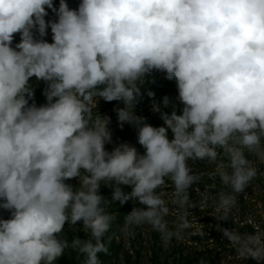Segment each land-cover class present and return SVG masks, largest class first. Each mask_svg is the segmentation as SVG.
Here are the masks:
<instances>
[{
	"label": "clouds",
	"instance_id": "9594fccd",
	"mask_svg": "<svg viewBox=\"0 0 264 264\" xmlns=\"http://www.w3.org/2000/svg\"><path fill=\"white\" fill-rule=\"evenodd\" d=\"M153 70L175 79L183 105L168 114L154 103L160 127L134 111ZM38 81L47 83L41 106L29 103ZM98 99L123 102L118 121L137 128L143 154L127 143L106 151L110 118L98 114ZM249 156L264 164V0H81L76 9L0 0V207L10 213L0 220V264H56L69 248L83 264H102L115 201L136 202L125 231L146 224L165 244L183 239L190 189L205 175L196 161L213 165L209 177L227 189L214 217L233 222L238 194L258 173ZM166 181L170 201L157 191ZM77 222L88 238L69 241L65 224ZM248 223L251 232L216 228L241 261L264 264V224Z\"/></svg>",
	"mask_w": 264,
	"mask_h": 264
},
{
	"label": "rangeland",
	"instance_id": "374dc122",
	"mask_svg": "<svg viewBox=\"0 0 264 264\" xmlns=\"http://www.w3.org/2000/svg\"><path fill=\"white\" fill-rule=\"evenodd\" d=\"M69 8L76 9L81 0H66ZM53 5L59 7V0H53ZM48 16L46 21L55 20L56 15L51 9H47ZM44 39L51 43L52 33L50 28ZM20 42V34L15 35L13 46ZM47 83L38 81L33 85L34 95L29 101L41 106L47 103L44 92ZM151 92L154 95L149 96ZM167 96L169 105L164 107L163 98ZM139 100L144 102V108L151 114L153 119L157 120L163 126V120L160 118V112L171 114L173 110L181 114L183 105L178 100V89L175 79H166V73L153 70L145 76V83L141 87V97ZM138 100V101H139ZM160 107V112L153 111V104ZM123 108L122 101L106 102L98 99L97 111L101 117L110 118L108 125L112 134V142L105 145L106 151L111 152L115 147L122 143H127L137 149L141 145L137 142V128L134 125L125 123L122 127L118 121L117 109ZM172 137L169 130V138ZM139 153V152H138ZM143 154V153H141ZM219 158H222L219 157ZM249 159L255 161L258 170L257 177L245 189L244 193L238 194L237 207L233 210V222L218 221L214 216V202L223 185L219 177L212 179L208 173L212 171L213 165L207 161L194 162V170L203 171L205 175L202 179L190 189L191 207L189 211V221L191 227L185 231L184 238L176 240L173 238L165 244L160 234L154 231L149 225H141L132 228L130 231L124 229V218L136 206V202H128L123 205L119 201L106 206V210L115 215L110 230L105 234V242L109 249L107 254L100 253L99 259L102 264H246L241 261L235 253L231 244L223 237L222 232L216 228L217 224L221 227H235L241 232L253 231L252 225L248 223L249 217L256 222L264 224V164L256 161V158L249 156ZM190 161V165H191ZM74 187L78 186V179L67 181ZM124 191H131L128 186H123ZM172 185L166 181V187L158 189L165 193V199H171ZM227 191V189H223ZM113 189L109 186L101 185L100 194L111 200ZM207 197V199L205 198ZM4 203L0 200V205ZM138 206V205H137ZM171 211L177 210L176 206L169 203ZM10 218L8 210L0 207V220ZM171 224L175 220L174 215L165 218ZM203 232V235L200 233ZM64 238L71 241L73 238L85 240L88 238L83 229L82 222H77L75 226L65 224V231L62 234ZM84 257L77 251L69 248L64 256L60 257L56 264H83ZM247 264H256L249 259Z\"/></svg>",
	"mask_w": 264,
	"mask_h": 264
},
{
	"label": "trees",
	"instance_id": "16d2710c",
	"mask_svg": "<svg viewBox=\"0 0 264 264\" xmlns=\"http://www.w3.org/2000/svg\"><path fill=\"white\" fill-rule=\"evenodd\" d=\"M124 107V104H123ZM134 111L137 116H141L145 118V122L152 125L153 127H160L162 124H160L159 121L153 119L151 114L144 108V102L142 100H139L135 106H134ZM138 142V139H137ZM139 154L144 153L145 149L141 146L138 150Z\"/></svg>",
	"mask_w": 264,
	"mask_h": 264
}]
</instances>
